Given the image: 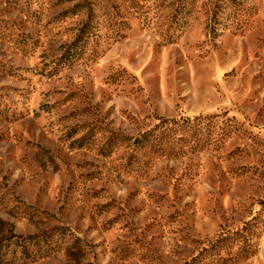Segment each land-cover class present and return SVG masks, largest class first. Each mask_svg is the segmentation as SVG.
<instances>
[{"label":"rangeland","instance_id":"obj_1","mask_svg":"<svg viewBox=\"0 0 264 264\" xmlns=\"http://www.w3.org/2000/svg\"><path fill=\"white\" fill-rule=\"evenodd\" d=\"M0 264H264V0H0Z\"/></svg>","mask_w":264,"mask_h":264}]
</instances>
